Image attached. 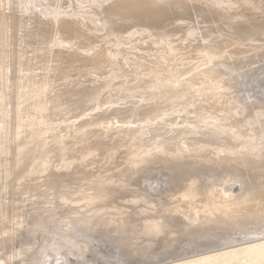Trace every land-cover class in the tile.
I'll list each match as a JSON object with an SVG mask.
<instances>
[{"label":"bare ground","instance_id":"obj_1","mask_svg":"<svg viewBox=\"0 0 264 264\" xmlns=\"http://www.w3.org/2000/svg\"><path fill=\"white\" fill-rule=\"evenodd\" d=\"M70 1L0 0V183L13 173L9 156L18 151L17 163L36 175L30 180L43 179L23 183L24 190L92 206L77 220L92 229L100 222L120 233L126 228L117 241L125 244L132 235L130 258L153 253L150 259H160L161 250L179 240L177 233L192 242H218L153 264H264V108L252 114L255 108L235 95L232 82L264 57V0ZM122 21L130 30L119 31ZM43 25L58 30L54 46L47 45ZM182 44L202 54L186 77L190 72L167 69L181 59ZM152 45L157 54L144 53ZM106 61L110 70L103 68ZM145 68L154 74L145 78ZM258 99L254 105H263ZM117 164L123 167L107 174ZM157 167L180 177L152 180L154 190L175 184L155 196L140 174ZM3 205L0 195V236L17 235L26 220L18 223L13 207L7 213ZM73 223L69 218L62 229L76 233L59 239L75 247L85 233ZM238 233L251 236L236 239ZM2 237L0 248L6 247ZM159 239L162 249L153 251ZM82 243L76 246L81 251L92 248L90 240ZM71 245L65 254H75ZM59 248V255L52 251L61 264ZM6 254L0 264L15 256ZM69 257L63 262H74Z\"/></svg>","mask_w":264,"mask_h":264},{"label":"rangeland","instance_id":"obj_2","mask_svg":"<svg viewBox=\"0 0 264 264\" xmlns=\"http://www.w3.org/2000/svg\"><path fill=\"white\" fill-rule=\"evenodd\" d=\"M60 4L61 5L62 4L70 5L71 1L70 0H60ZM88 5L89 4H85L83 6V10L90 12L91 8H87ZM93 5L96 6L95 4H93ZM75 6L77 8L80 7L79 4L76 1H75ZM9 14H12V12H9ZM89 16H92V14H89ZM122 22H123V25H121L119 27V31L120 32H125V31L130 30V26L127 25V23L125 21H122ZM136 24H137V22L135 23V25ZM78 25L80 26L81 23L77 22V24L75 26L77 27ZM43 27L47 31V34H46V40L48 42L47 45L51 44L52 46H54L55 39L51 40V37L54 35V32H57L58 30H56L53 25H50V26H44L43 25ZM8 31L9 32H7V33H8L9 41H10L11 39H13V36H12L13 32L10 30V28L8 29ZM48 40H50V41H48ZM97 40H102V39L100 37H94L93 38V41H97ZM91 41H88V40L85 41L86 44H84L83 46L85 48H88V45L91 44ZM95 43H97V42H95ZM107 46H109V45H107ZM152 46L155 48L154 45H152ZM182 47L184 48V53H183L181 59H179L178 61L172 63L167 69L178 70L181 73L190 72L189 74H186V75L183 76V77H186V76L190 75L191 73H193L194 71H196L198 69L197 65L199 63V57L202 56V54L200 53L198 48H195V47H192V46H189V45H186V44H182ZM157 52L158 51L155 48V49H153L151 51H145L144 53L157 54ZM230 61L233 62V63L235 62L234 60H230ZM260 61H262L263 63L260 62ZM260 61H258V63L256 62L253 65L245 66L246 68L244 67L242 69V74L237 75L232 80V82L236 86L235 95H237L241 99L245 100V102L253 105L255 110L250 109V112L252 114H254V115H258L259 114L257 112V108H260V107L264 108V104L262 105V103H261L260 105H258V103H259V99L258 98L263 99V101H264V98H262L264 96V74L261 75L262 71L264 72V69H263V67L262 68L260 67L261 64H262L261 66H264V57ZM258 65L262 69V71H261V69H258L259 68ZM38 66H41V64H39ZM103 68H107V69L110 70L111 62L110 61H106L104 63V67ZM255 68L257 69V71L259 70L258 71L259 73L258 72L255 73V71H254V70H256ZM107 69H104V70L108 71ZM251 69H253V70H251ZM239 71H241V70H239ZM74 72H77V71H73V73ZM144 73L146 74L145 78H149L150 76H152L154 74V72L152 70H147L146 68H145ZM230 73H235V72L232 71ZM252 74H256V76L254 77V75L252 76ZM257 74H258V76H257ZM256 102H258V103L254 105V103H256ZM125 103H128V101H125ZM8 125H9L10 132H11L10 120H9V124ZM17 154H18V151H16L15 157H13L12 154L9 156V158L11 159L10 165H13V168H14L13 173L6 179V181H5L6 183H2V182L0 183V195L2 196V200H3V204H4L3 207H2L3 210H5L7 213H9V209H12V207H13L14 213H16V214H14L15 219H17L16 221L18 222V220H19V222H21V220L22 221L26 220V222L20 227V231H18L17 235L13 236V235H9V234L6 235L5 234V235H3V237L0 236V239H1V237L2 238L5 237L4 238L5 239L4 242H6L5 243L6 247L0 248V253H2L0 255H4L5 253H7L5 255L6 257L8 255H11L12 253L15 256L17 255L16 258L14 256L15 259L12 258L11 261L8 264H42L43 263V262H41V260L43 259L42 257H45V256H47V258L46 257L45 258H46V260H48L46 264H48L49 261L51 262V259H49V257L50 258L54 257V259L52 258V261L54 262V263L51 262L52 264H55V263L59 264L58 263L59 261L55 260V257H57V255H59L58 254L59 252L57 253L58 250L56 249V248H59V245H57V244H60L59 242H62L61 246L65 245L64 248H62V247L59 248V249H62L61 252H63V253L65 252V250H63V249L66 248V252H68L69 247L67 248V246H70L72 244L71 242H70L71 243L70 244L68 240H67L68 242L64 241L63 239L62 240L64 242L61 241V239H59L60 238L59 235L62 234V233H64V234L65 233H69L70 231H71V233L73 231H74V233H76V229L75 230L74 229L71 230L69 228V226L64 228L65 231H63L64 229H62V226H64V224L66 222H68L69 218L71 220H73V222H75L73 224H74V226H76V228L78 227V229L80 230L81 234L85 233L84 234L85 236H83V235L80 236V237L78 236L79 238H81V239H79V241L81 240L80 242L78 241V238L76 237L77 240L75 239V241H76L75 247L79 246V244L82 243V240L85 239V240H90L93 250H92V248H90L91 250L90 249L84 250L85 248H83L82 251L84 250V252L82 254H80V256H79L77 254V252H78V249L80 250V248H77V247L75 248L74 246L72 247V245H71V247H70V249L72 248L71 252L73 250V251H75V254H70L69 255L70 252L66 253V254L65 253L64 254L60 253L61 256H64V255L66 256V257L64 256L63 258L62 257L61 258L58 257V258H60V261H62V263L60 262L61 264H112V263L113 264H147V261H148V264H153L155 262L160 261L161 258H162V260L163 259H167V258H169L170 255H171L170 256L171 258H175L176 256L182 255L183 253H190L192 251L197 250L198 246H200V245H206L207 244L206 246H208V245H214L213 243L218 242V241H215L216 239H214V240H210V239L204 240L203 239L202 240L201 238H198V239H196L195 242H192L191 238L188 237L187 235H181L180 236L177 233H175V235H177V237L178 238L180 237V238H179V240H177V242L175 241V243L173 245L174 248L171 246L169 249L168 248H166V249L163 248L162 249L161 248L162 244H160L161 243L160 239L155 244V247L154 246L152 247L153 251L156 250V248H157V251H158V248L162 249L161 250V254H159L160 259H157V257L150 259V257L148 255L152 256L153 253H152V255L151 254H147V256H142L143 253H141L142 255H140V254L137 255V253H136V255H134L135 257H131L130 258L129 257V255H131L130 253H132V252H134L136 250V248L134 249L129 244L130 242H128V241L132 240V238H133L132 235H131L132 238L129 237L130 235L127 236L128 234H126L124 236L125 239L127 237H129V239L127 238L128 240L124 241V243L126 245L122 244L119 241H117V238H119L120 235H121V237L119 239L121 240V238H123L122 234H125V233H122V232L126 231L125 230L126 228L124 230L121 229V231L122 230L123 231L120 233L119 229H118V231H114L113 230V226H115V225H113V226L110 225L109 228H108V227H105V225L102 226V222H100V223H98L95 226L96 228L92 229L91 226L89 227V226H86L84 224L81 225L80 221L77 220V218L82 217L84 214L90 215V214H88L87 211L89 209H91L92 206L87 205V203H85V202H80L79 203V201L75 202V203L59 202L58 199L55 200V198H54L55 195H50V197H48L47 199L45 197H43V198L42 197H40V198L33 197L32 194H34L35 192H29L28 190H24L23 187H22L23 183L34 184V183L42 181L43 179H41V180H30L31 178H35L36 175L35 174H31L29 172L30 168L24 166L21 163H17L18 159H19ZM122 167L123 166L121 164L120 165L117 164V165H115V168L108 170L107 174H111L113 171L119 170ZM157 169L160 170V171L157 172L156 168H151V170L150 169L147 170L148 173H147V171H144L143 173L140 174V177L147 178V182L146 183L145 182L143 183V180H141V182H140V183H143L142 184L143 188L145 187L153 195L160 193V191L165 193L167 191L173 190L174 189V185H175L174 182L176 181V179H178L180 177V175L179 174L176 175V173H172L174 175V176H172V179L174 177V179H173L174 182H172V179L169 178L171 180L170 182H172V185H171V183H169L171 185V188L168 185V183H164L163 185L160 184L159 188H157L156 190H154V188H152L150 186L152 180H155L156 177L158 179H162V181H164L165 180L164 178L165 177L167 178L169 176V171L165 167H162V168H158L157 167ZM156 173H157V175H156ZM148 174L149 175L153 174L154 176L153 175L149 176ZM172 174H170V176ZM166 175H168V176H166ZM175 175H176V177H175ZM146 176H149V177H146ZM76 184H74V185H76ZM77 186L78 185L74 186V188H76ZM166 187L168 188V190L166 189ZM52 192H55V191L52 189L51 193ZM171 192L173 193V191H171ZM122 194L123 193H121L120 196L126 195V193H124L123 195ZM155 196H158V195H155ZM154 198L159 199L160 197H154ZM38 201H39V203H38ZM56 201H58V202H56ZM119 201H120V199H119ZM47 202H48V204H47ZM47 207H50L49 209H51V210L48 209L49 210L48 211L46 209ZM157 208H161V205L159 204V206ZM139 209H140V207H139ZM18 212L20 214L25 215L24 218L20 217L21 215H19ZM16 217H18V218H16ZM73 218L75 219V221H74ZM127 220H130L129 217H127ZM16 221L14 223H16ZM76 221H78L79 223L76 222ZM76 223H77V225H75ZM226 227H227V231H228L226 233H230L231 231L233 232V230H231V229H234L233 227H231L230 229H229L228 226H226ZM67 229H68V232H67ZM84 230H85V232H84ZM86 230H88V231H86ZM105 230H106V232H105ZM69 234H68V237H70L69 239H71V235L69 236ZM248 234L249 233H238V234H236L235 237H236V239L237 238L238 239H241V238L243 239V237L246 238L251 233L249 235ZM238 235H239V237H238ZM245 235H247V236H245ZM10 236H11V238H9ZM134 237H138V236L134 235ZM64 239L66 240L68 238L65 237ZM185 239H187V240H185ZM57 241H58V243H56ZM77 241L79 243L78 245H77ZM220 241H222V240H220ZM65 242H66V244H63ZM118 242H119L120 245L123 246V249L121 248L123 251L120 248H118V246H117ZM135 242H137L136 239H135ZM200 242L203 243V244H201ZM68 244H70V245H68ZM218 244H221V242L217 243V245ZM48 247L50 248V250H49ZM128 247H129V249H128ZM201 247H203V246H201ZM45 248H46L47 251L45 250V253H44L43 249H45ZM74 248L77 249V252H76V250ZM124 248H126V249L124 250ZM194 248H195V250H194ZM54 249H55V252H56L57 255L55 254V252L53 253L52 250H54ZM177 249H178V251H177ZM199 249H201V248H199ZM99 250L101 251V253H100ZM169 250H170V252H169ZM20 251H26L30 255L28 254V256H27L26 254L24 255L23 253L19 254ZM82 251L80 250V253ZM85 251H87V252H85ZM159 252H160V250H159ZM162 252L166 253L165 256H164V254ZM103 253L104 254L106 253V254L104 255ZM47 254H50V255H47ZM24 256L27 258L26 259L27 261L23 260V259H25ZM67 257H69L74 262H72V261L71 262H66L67 261V259H66ZM80 257L82 258V260H81ZM152 257H155V256H152ZM39 258L40 259L42 258V259L40 260ZM58 258H56V259H58ZM171 258H169V259H171ZM13 259H14L15 262L13 261ZM63 259H65L66 261L64 260V262H63ZM84 259H86V260H84ZM152 259H154V260H152ZM38 260L40 261V263H39ZM44 260L45 259H43V261ZM137 261H139V262H137ZM50 262H49V264H50Z\"/></svg>","mask_w":264,"mask_h":264},{"label":"snow or ice","instance_id":"obj_3","mask_svg":"<svg viewBox=\"0 0 264 264\" xmlns=\"http://www.w3.org/2000/svg\"><path fill=\"white\" fill-rule=\"evenodd\" d=\"M262 231H264V228H262ZM261 239H264V236H262Z\"/></svg>","mask_w":264,"mask_h":264}]
</instances>
